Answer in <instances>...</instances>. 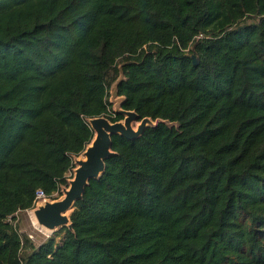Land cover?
<instances>
[{"label":"trees","instance_id":"16d2710c","mask_svg":"<svg viewBox=\"0 0 264 264\" xmlns=\"http://www.w3.org/2000/svg\"><path fill=\"white\" fill-rule=\"evenodd\" d=\"M113 86L154 123L37 245L8 218L125 118ZM0 264H264V0H0Z\"/></svg>","mask_w":264,"mask_h":264},{"label":"water","instance_id":"95a60500","mask_svg":"<svg viewBox=\"0 0 264 264\" xmlns=\"http://www.w3.org/2000/svg\"><path fill=\"white\" fill-rule=\"evenodd\" d=\"M192 57L194 63H198L199 59L196 56ZM133 112L135 118L139 120L138 114L135 111ZM90 123L95 132L94 138L84 152L86 159L77 161L78 166L75 169V176L70 181L69 188L65 191V196L60 200L46 201L45 205L39 206L35 210L38 221L48 228L72 227L71 213L74 210L75 202L83 196L89 180L99 177L104 172L106 167L105 160L113 154L112 135L122 134L132 139L139 136L145 127L148 126L146 124L138 130H134L128 119L124 122H112L105 116L92 118ZM68 210H71L69 216L66 215Z\"/></svg>","mask_w":264,"mask_h":264},{"label":"rangeland","instance_id":"374dc122","mask_svg":"<svg viewBox=\"0 0 264 264\" xmlns=\"http://www.w3.org/2000/svg\"><path fill=\"white\" fill-rule=\"evenodd\" d=\"M110 94L111 95H110L109 100L111 102L112 109L123 111V109L121 108L122 97L117 95L116 89L114 86H113ZM124 114H125V118L121 121L124 122L126 119H128L130 121L131 126L134 128V130H138L139 128H141L142 126H144L146 124L149 125V124L154 123L151 118H147L144 120H137L135 118L133 111H124ZM89 145H90V143L88 144V146ZM87 147H86V149H87ZM85 150L79 156H76L74 158V160L76 162V167L74 168L73 171H71L72 174H71L70 181L73 180V178L75 176V169L78 166L77 161L80 159L81 160L86 159V156L84 154ZM68 188L69 187H64L62 194L54 195L52 199L51 198L49 199V201H55V200L62 199L65 196L66 189H68ZM42 205H45V202H42L40 204V206H42ZM36 209H37V207L36 208H30L27 210H20L19 212L16 213L15 218H13L11 216L8 218V221L15 224L21 233L28 234L34 240V242L37 245L45 242L51 236L56 237L57 241L63 240V238L65 236V231L60 230L62 228L61 226L56 227L54 229H51V228H48L45 225L41 224L38 221L37 217H36L37 221L34 219V216H36V213H35ZM33 213H34V215H33Z\"/></svg>","mask_w":264,"mask_h":264},{"label":"built area","instance_id":"2783aa9c","mask_svg":"<svg viewBox=\"0 0 264 264\" xmlns=\"http://www.w3.org/2000/svg\"><path fill=\"white\" fill-rule=\"evenodd\" d=\"M72 172L70 171L68 173V176H71ZM58 192H55L54 195H57ZM50 197L48 196V194L43 190V189H38L36 191V196H35V199H34V203H33V206L32 208H38L40 206V204L42 202H46V201H49Z\"/></svg>","mask_w":264,"mask_h":264},{"label":"bare ground","instance_id":"6f19581e","mask_svg":"<svg viewBox=\"0 0 264 264\" xmlns=\"http://www.w3.org/2000/svg\"><path fill=\"white\" fill-rule=\"evenodd\" d=\"M70 213H71V210H68V211L66 212V215L69 216ZM33 215H34V213H33ZM36 217H37V216H34V219H35V220H36ZM37 219H38V218H37ZM36 221H37V220H36Z\"/></svg>","mask_w":264,"mask_h":264}]
</instances>
